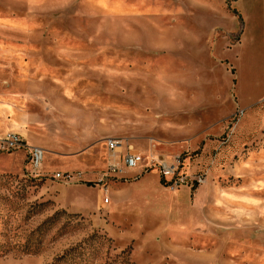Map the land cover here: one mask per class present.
I'll use <instances>...</instances> for the list:
<instances>
[{"label": "rangeland", "instance_id": "374dc122", "mask_svg": "<svg viewBox=\"0 0 264 264\" xmlns=\"http://www.w3.org/2000/svg\"><path fill=\"white\" fill-rule=\"evenodd\" d=\"M9 133L47 153L0 145V264H264V0H0ZM108 137L207 180L107 177Z\"/></svg>", "mask_w": 264, "mask_h": 264}, {"label": "built area", "instance_id": "2783aa9c", "mask_svg": "<svg viewBox=\"0 0 264 264\" xmlns=\"http://www.w3.org/2000/svg\"><path fill=\"white\" fill-rule=\"evenodd\" d=\"M105 143L109 160L107 172L104 173L107 177H117L124 171H137L143 174L146 169L156 168L167 184L172 186L171 189H178L182 185H201L207 180L203 172H188V169H185V161L180 156L163 157L158 155L155 149L151 150L149 155H145L129 140L123 138H107ZM0 145L6 150L27 149L34 170L41 169L45 155L44 149L30 146L21 135L9 133L0 139ZM147 159L148 163H146ZM54 176L66 181L71 180L73 174L56 172ZM108 202L109 198L106 197L104 203Z\"/></svg>", "mask_w": 264, "mask_h": 264}, {"label": "crops", "instance_id": "0c3cea01", "mask_svg": "<svg viewBox=\"0 0 264 264\" xmlns=\"http://www.w3.org/2000/svg\"><path fill=\"white\" fill-rule=\"evenodd\" d=\"M23 123L24 124H22V125H23L24 129H26V123H28V122L27 121H23ZM19 127L21 129L22 126H19ZM25 132H26V130H25ZM108 138H114V137H108ZM129 141H130V139H129ZM105 142H106V140H105ZM32 144L33 145H31V144L30 145L31 146H34V147H40V148L44 149L42 146H40V144L39 145H37V143H35V144L32 143ZM162 146L163 145H162L161 142L150 141V143H148L147 149L144 150L140 146H138L136 148L139 149L140 151H142L145 155H149L150 152H151V150H154L155 149L156 152H157V154L160 155V156H163V157H173L174 156V155L171 154V152H170V150L168 148L162 147ZM44 151H45V153H47V151L45 149H44ZM146 163H148V159L146 160ZM59 172H61V171H59ZM64 172H68V171H64ZM188 172H193V171L192 170H188ZM54 173H56V172H54ZM179 190H180V188H178V189H172V192H175L176 193V192H179Z\"/></svg>", "mask_w": 264, "mask_h": 264}]
</instances>
